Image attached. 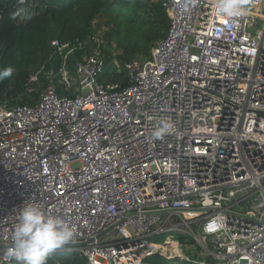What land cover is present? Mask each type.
Returning <instances> with one entry per match:
<instances>
[{"label": "built area", "instance_id": "built-area-1", "mask_svg": "<svg viewBox=\"0 0 264 264\" xmlns=\"http://www.w3.org/2000/svg\"><path fill=\"white\" fill-rule=\"evenodd\" d=\"M162 3L169 28L150 55L112 57L126 83L100 80L109 45L94 22L52 40L64 61L30 76L45 77L34 104L0 100V264H16L3 253L27 203L74 227L52 254L84 264H264V0L232 18L216 0ZM166 233L194 242L151 239Z\"/></svg>", "mask_w": 264, "mask_h": 264}, {"label": "trees", "instance_id": "trees-1", "mask_svg": "<svg viewBox=\"0 0 264 264\" xmlns=\"http://www.w3.org/2000/svg\"><path fill=\"white\" fill-rule=\"evenodd\" d=\"M113 16L125 17L127 21L141 23L145 28V37L140 44H123V53L118 55L121 63L137 54L148 57L151 49L168 32L169 17L162 0H0V73L10 71V75L0 78V100L8 105L34 104L41 92L28 91L30 76L42 66L45 70H57L64 61L52 46V40L83 39L93 32V21L97 17L114 24ZM118 31L119 27L115 26L113 31L105 33L108 45ZM81 53L82 50H76L69 55V69L72 70ZM111 61L112 55L107 50V64L100 80L126 83L125 69L118 68ZM40 81L45 83L43 73ZM57 85L60 94L67 93L65 85L60 82ZM178 238L183 242H194L185 233L178 234ZM50 256L63 264H84L83 259L74 255L60 253ZM155 256L148 261L152 264L168 261ZM171 264L199 263L176 259Z\"/></svg>", "mask_w": 264, "mask_h": 264}, {"label": "clouds", "instance_id": "clouds-1", "mask_svg": "<svg viewBox=\"0 0 264 264\" xmlns=\"http://www.w3.org/2000/svg\"><path fill=\"white\" fill-rule=\"evenodd\" d=\"M248 10V0H216L217 15L232 18L243 16ZM10 71L0 73V78ZM170 124L162 121L154 131L156 138L162 137ZM74 227L65 219L46 214L39 204L27 203L17 214L9 243L3 253L16 264H46L49 256L75 238Z\"/></svg>", "mask_w": 264, "mask_h": 264}, {"label": "rangeland", "instance_id": "rangeland-1", "mask_svg": "<svg viewBox=\"0 0 264 264\" xmlns=\"http://www.w3.org/2000/svg\"><path fill=\"white\" fill-rule=\"evenodd\" d=\"M113 17L115 20L114 24H112V23L109 24L106 22L107 20L105 21V19L97 17L93 21V29L95 30L94 22H98V24H95V26L101 25V27H103V30H105L106 33L113 31L115 29V26L119 27V31L112 38V41L109 45L108 50L111 53L112 57H115L120 62V60L118 59V55H121L123 53V44H126V43L140 44L145 37V28H144L143 24L131 23V22L127 21L125 17H120V16H113ZM137 57H141V55L137 54V56L135 58H137ZM141 58H144V57H141ZM30 86L31 87L29 88L28 91H38L39 90V92H41L44 84H43V82L39 81V82H35V83H30ZM196 229H197V227L195 228V230ZM169 238H176L177 239L178 234L166 233V234H162V235H156L155 237H153L151 239L154 241H157L159 244H164L167 241V239H169ZM185 248L187 251L189 250V252L192 256L199 255V252L202 251V247L199 245L198 246L197 245L196 246H192V245L189 246L188 245ZM189 252H188V254H189ZM156 256H158V255H156ZM52 261H55V259H53V257L49 256L46 264H50Z\"/></svg>", "mask_w": 264, "mask_h": 264}]
</instances>
